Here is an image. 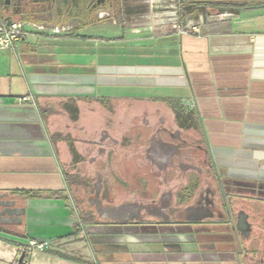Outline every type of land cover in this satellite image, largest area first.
<instances>
[{
    "label": "crops",
    "instance_id": "0c3cea01",
    "mask_svg": "<svg viewBox=\"0 0 264 264\" xmlns=\"http://www.w3.org/2000/svg\"><path fill=\"white\" fill-rule=\"evenodd\" d=\"M101 16L86 26L31 19L26 42L0 50V264H20L30 241L55 245L22 264H264V11L210 15L187 34ZM115 103L195 133L220 208H197L195 195L181 221L96 212L106 224H80L53 141L71 165L65 136L107 131Z\"/></svg>",
    "mask_w": 264,
    "mask_h": 264
},
{
    "label": "rangeland",
    "instance_id": "374dc122",
    "mask_svg": "<svg viewBox=\"0 0 264 264\" xmlns=\"http://www.w3.org/2000/svg\"><path fill=\"white\" fill-rule=\"evenodd\" d=\"M205 13L202 8L190 13L176 0H124L119 11L104 21L116 22V27L135 26V29L150 25L172 28L195 23ZM53 15L47 6L31 7L30 17L36 21L52 20ZM112 109L114 118L109 121L107 131L84 134L75 142L70 135L65 136L73 158L71 165L63 140L53 141L62 170L92 184L91 193L83 187L78 192L80 197L87 194V204L99 217L107 221L138 220L156 214L169 222L190 218L191 209L186 205L197 180L200 185L196 207L212 212L220 208L219 189L195 133L176 131L175 122L169 120L163 125L155 124L144 117L143 113H150L144 106L115 103ZM147 180L156 183L158 199L149 190L154 185L144 183ZM221 188L226 195L233 191V185L223 181Z\"/></svg>",
    "mask_w": 264,
    "mask_h": 264
},
{
    "label": "flooded vegetation",
    "instance_id": "af4514ba",
    "mask_svg": "<svg viewBox=\"0 0 264 264\" xmlns=\"http://www.w3.org/2000/svg\"><path fill=\"white\" fill-rule=\"evenodd\" d=\"M181 6H184L188 12L202 8L207 13L200 19H207L212 16H237L241 14L264 11V0H176ZM10 5L11 11L18 13L16 17L24 18V15L30 16L32 6H47L53 10L52 21L60 24L73 23L78 26H86L96 18L105 19L114 15L123 6L124 0H68L62 10L57 9L56 0H40L38 4L31 0L22 1L18 6L16 3L6 2ZM5 7V6H4ZM5 14L0 6V17ZM5 16V15H4ZM25 16V17H26ZM4 18V17H3ZM186 25L190 26V22ZM162 160V157L160 161ZM164 161V160H163ZM162 161V162H163Z\"/></svg>",
    "mask_w": 264,
    "mask_h": 264
},
{
    "label": "built area",
    "instance_id": "2783aa9c",
    "mask_svg": "<svg viewBox=\"0 0 264 264\" xmlns=\"http://www.w3.org/2000/svg\"><path fill=\"white\" fill-rule=\"evenodd\" d=\"M28 26L32 27L35 31L43 33L48 32L53 34H60L67 31L65 27L47 26L46 24L39 22H31L28 24ZM26 27L27 24L25 22L18 21L9 24L3 17H0V50H11L15 48L16 44L25 43L28 37ZM169 28L164 25H150L148 27V29H150L151 31H154L156 29L167 31ZM170 30L177 31L181 34L192 32V28L189 25H185L184 27L175 25L170 28ZM24 100L27 101L29 99L25 98ZM54 245L55 243L52 242L30 241V243L21 251V253L23 251H26L27 256H31L37 251L47 252L51 250Z\"/></svg>",
    "mask_w": 264,
    "mask_h": 264
},
{
    "label": "trees",
    "instance_id": "16d2710c",
    "mask_svg": "<svg viewBox=\"0 0 264 264\" xmlns=\"http://www.w3.org/2000/svg\"><path fill=\"white\" fill-rule=\"evenodd\" d=\"M18 20L20 17H17ZM32 18L30 16H27L23 21L24 22H29ZM66 181H67V185L69 188V192L70 195L75 203V207L77 209V213L80 219V224L83 225H87V224H91V225H104L106 224L105 221H103L101 218L96 217L95 215V211L87 204V194L84 197H80L79 196V188L83 187L87 192L92 191V184L80 177H76V176H71L66 174ZM197 185L196 188H194L193 191V195L195 196L198 190V187L200 185V181L197 180ZM144 183H147L148 185L153 184V188L151 189L149 187V190L153 191V198H157L158 196V190L155 187L156 183L155 182H149V180L144 181ZM86 192V193H87ZM89 194V193H88Z\"/></svg>",
    "mask_w": 264,
    "mask_h": 264
},
{
    "label": "water",
    "instance_id": "95a60500",
    "mask_svg": "<svg viewBox=\"0 0 264 264\" xmlns=\"http://www.w3.org/2000/svg\"><path fill=\"white\" fill-rule=\"evenodd\" d=\"M8 1L11 2V3H16V4L19 6V5L21 4L22 1H26V0H0V6L3 7L5 14L8 15V17H5V16L3 15V16H4V19H5L9 24H11V23L13 22V21H11V20H12V17H11V16H12V15L17 16L18 13H15V12L11 11L10 5H9L8 3H6V2H8ZM31 1H32V3H34V4H38V3L40 2V0H31ZM74 1H77V0H74ZM56 3H57V9H58L59 11H61L63 5L68 3V0H56ZM4 6H5V7H4ZM9 16H10V17H9ZM28 257H29V256H27V252H26V251H23V252L21 253L20 258H19V263L22 264V263H23Z\"/></svg>",
    "mask_w": 264,
    "mask_h": 264
}]
</instances>
